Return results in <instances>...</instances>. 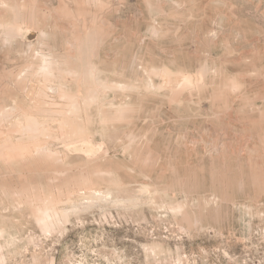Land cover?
Returning a JSON list of instances; mask_svg holds the SVG:
<instances>
[{"label": "rangeland", "instance_id": "374dc122", "mask_svg": "<svg viewBox=\"0 0 264 264\" xmlns=\"http://www.w3.org/2000/svg\"><path fill=\"white\" fill-rule=\"evenodd\" d=\"M0 264H264V0H0Z\"/></svg>", "mask_w": 264, "mask_h": 264}]
</instances>
